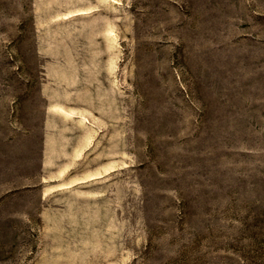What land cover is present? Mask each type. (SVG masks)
I'll return each mask as SVG.
<instances>
[{
	"label": "rangeland",
	"instance_id": "rangeland-1",
	"mask_svg": "<svg viewBox=\"0 0 264 264\" xmlns=\"http://www.w3.org/2000/svg\"><path fill=\"white\" fill-rule=\"evenodd\" d=\"M0 264H264V0H0Z\"/></svg>",
	"mask_w": 264,
	"mask_h": 264
}]
</instances>
